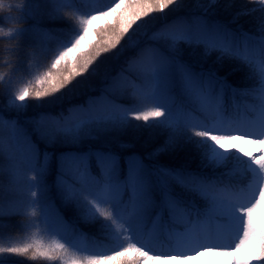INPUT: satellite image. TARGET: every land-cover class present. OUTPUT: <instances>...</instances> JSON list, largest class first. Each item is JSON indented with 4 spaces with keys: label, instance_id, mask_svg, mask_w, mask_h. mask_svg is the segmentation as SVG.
<instances>
[{
    "label": "snow or ice",
    "instance_id": "snow-or-ice-1",
    "mask_svg": "<svg viewBox=\"0 0 264 264\" xmlns=\"http://www.w3.org/2000/svg\"><path fill=\"white\" fill-rule=\"evenodd\" d=\"M258 4L232 18L234 23L259 11L255 32L220 19L215 11L220 0H196L195 12L149 34V18L181 8L183 0H108L98 8L81 0L44 5L25 0L19 27L7 38L18 49L30 50V56L50 59V66L26 83L0 81V264H102L120 257H125L120 264H181L203 252L230 256L228 264H264V0ZM38 14L71 28L54 33L35 22ZM112 17L114 22L94 29L97 21ZM125 49L135 51L119 72L97 64L101 56L118 58ZM186 49L199 50V59H186ZM212 55L216 66L207 63ZM225 59L248 69L254 85L235 88L220 74L218 65ZM97 75L105 81L102 95L70 103L60 114L50 111ZM124 76L132 77L131 88H119ZM241 93L255 100L243 120L238 110H229L228 101L229 94ZM118 95H129L131 103H120ZM99 101L106 104L101 113L95 111ZM5 105L14 115H6ZM33 107L38 111L29 116ZM74 113L86 115L73 120ZM5 127L11 130L7 146ZM141 129L154 130L163 142L147 153L134 151L129 141H121L119 150L91 147L109 135ZM232 140L251 147L229 148ZM40 143L89 147L57 154L42 152ZM165 154L183 156V163L170 166L161 160ZM237 171L243 176L240 185L226 179ZM68 208L73 218L65 215ZM16 218L19 225L11 223ZM84 225L95 227L113 247L82 231ZM17 226L21 235L5 238ZM163 238L174 239L175 245L153 248ZM85 239L91 245L81 248ZM80 252L86 255L77 258ZM130 252L135 259H127Z\"/></svg>",
    "mask_w": 264,
    "mask_h": 264
},
{
    "label": "trees",
    "instance_id": "trees-1",
    "mask_svg": "<svg viewBox=\"0 0 264 264\" xmlns=\"http://www.w3.org/2000/svg\"><path fill=\"white\" fill-rule=\"evenodd\" d=\"M106 1L108 0H96L95 3H92L89 5L88 0H81V3L84 4L86 7H92L95 8V6L104 3L106 4ZM25 0H13L14 4L22 5L24 4ZM52 0H38V3L40 5L44 4H50ZM206 2V0H205ZM231 3V7L225 8V5L228 3ZM196 3V0H183V6L179 9H176L175 6H173V9L166 10V13H155L153 14L152 18H149L151 20V23L149 24L146 31L150 34L152 31H154L156 28H158L162 23L165 22H171L179 15H184L190 12H195L196 9L194 7ZM253 7H259L258 0H220V5L215 9L217 16L220 19H223L226 22H229L232 24V27L234 29H237L239 31L243 32H255L257 31V24L260 16L262 15L259 11L253 12L249 15H240L234 23H232V18L236 16L238 12H241L243 9H250ZM20 9L15 8L13 11V14L9 17H7L8 24L6 26H11L13 28H17L16 21L19 18ZM115 18L112 19L110 22H114ZM37 24H43L46 26V28L51 29L52 32H61L62 29H70L71 26L67 24V22L64 21H54L50 19L47 16H44L42 14H38L36 17ZM110 22H107L105 25L99 27H105ZM5 20L4 18H0V24H4ZM62 28V29H61ZM98 28V29H99ZM145 30L142 29L139 33L141 44H144L147 42V37L144 35ZM95 36V32L93 34ZM44 46L46 47L48 44V39L45 38L43 41ZM5 45H13L14 47L6 48ZM123 45V42H122ZM116 51H120V49H117ZM134 49H125L122 54L118 58H114V53H107L100 57V59L97 61V64H101L102 67L108 68L111 70L112 73L119 72L128 61L129 57L134 54ZM200 52L199 50L193 52L192 49H186L185 50V58L189 60L196 61L199 59ZM5 56L9 57V66L4 65L3 63H0V71L5 70V68H8V75L5 77L6 80L11 78L14 83H19L23 81L26 83L30 79H34L36 75L47 71L48 67L50 66V59H45L44 57H35L30 56V50H20L16 47L14 42L10 40V38H0V61H3ZM216 60V56L212 55L207 63L208 65L216 66L214 65V62ZM19 61V63H18ZM147 62V60H146ZM256 62L259 63V54H256ZM27 65V66H26ZM199 67V65H197ZM220 74L227 77L228 81L235 86L237 89H246L250 87V84L248 81H251V77L248 74V69L244 68L243 65L238 63L234 60H227L225 59L222 63L218 65ZM81 81L85 80L84 77L78 78ZM132 83V77L131 76H124L120 78L119 81V88L125 89V88H131ZM105 90V81L102 79L101 76H93L89 77L87 79L86 83H82L77 86L76 91L72 94L71 98L64 103L55 105L50 109L54 114H60L66 111L68 105L70 103H83L89 96H100L104 93ZM114 95H117V93L113 92ZM241 97V100H240ZM118 99L120 103L123 104H129L131 103V97L129 95H118ZM229 101V107L232 106L235 108L236 104H240L241 102L245 105L251 103V101H254L253 97L246 94L241 93L239 97L234 96L232 94H229L228 96ZM106 104L104 101H99L97 103V108L95 111L97 113H101L105 110ZM5 108L6 105H5ZM8 110V109H7ZM38 109L31 108L29 110L28 115H34ZM13 115L12 113H10ZM86 114L84 113H74L72 116L73 120L84 118ZM133 123L138 125H143V121H133ZM8 129V128H7ZM4 143L7 146L8 141L6 137H3ZM164 137L163 136H157L155 134V131L152 129H141L139 131L137 130H129L124 135H109L105 137L102 141L96 142L91 145V147H110L113 150H119V145L121 141H129L131 144L134 145L133 150L140 152V153H147L152 151L154 148H156L160 143L163 142ZM39 143V141H38ZM87 147H89L88 144L81 145L79 149H74L73 146L65 145V144H56L52 146L45 145L43 143H40V149L41 151H47L52 153H61L66 151H72V150H80L83 151ZM162 162L170 165V166H180L183 163V156L176 157L171 155H163L161 157ZM193 167H195V163L193 164ZM232 165L229 164V168H231ZM205 174H210L207 172V170H204ZM55 178V167L53 166V170L50 173L49 176V183L52 184ZM226 179H230L234 184L240 185L243 182V176L240 172L234 173L233 176L228 177ZM53 195L55 193L53 192ZM55 198V196H54ZM57 204L63 208V205L60 204L58 198H57ZM64 213L68 218L72 217V209H64ZM14 225H19V219H13L11 221ZM82 231L88 233L90 236H95L100 240L101 243L104 244L105 247L112 248L113 245L108 242L104 241L100 236L95 227L84 225L82 226ZM20 236V229L17 226L14 229H10L9 231H6L4 233L5 238L9 234ZM91 245V242L87 239L83 240ZM129 258V257H128ZM127 258V259H128ZM123 261V260H121ZM118 264H120V262ZM43 261H36V262H29L24 261V264H42ZM168 264V263H167Z\"/></svg>",
    "mask_w": 264,
    "mask_h": 264
},
{
    "label": "clouds",
    "instance_id": "clouds-1",
    "mask_svg": "<svg viewBox=\"0 0 264 264\" xmlns=\"http://www.w3.org/2000/svg\"><path fill=\"white\" fill-rule=\"evenodd\" d=\"M21 5L14 4L13 0H0V18H4L5 23L0 24V38H7L9 37L15 28L11 26H6L8 24L7 17L13 14L15 8H19ZM19 27V26H17ZM6 48L14 47L13 45H5ZM6 66H9V57L5 56L3 61H0ZM8 75V68L5 70L0 71V81H3L5 77Z\"/></svg>",
    "mask_w": 264,
    "mask_h": 264
},
{
    "label": "rangeland",
    "instance_id": "rangeland-1",
    "mask_svg": "<svg viewBox=\"0 0 264 264\" xmlns=\"http://www.w3.org/2000/svg\"><path fill=\"white\" fill-rule=\"evenodd\" d=\"M110 19V18H109ZM102 20H100V21H97L96 22V24L94 25V27L98 24V23H100ZM240 118L243 120V118H244V116L241 114L240 115ZM150 120H152L151 118H150ZM4 131V135H5V130H3ZM7 134H8V137H10L11 136V130L9 129V130H7ZM4 137V136H3ZM232 143H233V146L234 145H236V146H238V147H244V146H246V142H242L241 140H232L231 142H229V145H228V147H230L231 145H232ZM45 239V242H50V240L47 238V237H45L44 238ZM202 254V253H201ZM203 254H204V252H203ZM205 254H209L208 256V263L209 262H212L213 260H216V263L217 264H228V261H230L231 259H232V257H230V256H224V255H219V254H217L216 252H205ZM73 255V251L72 250H70V252H69V256H72ZM75 255H76V257L77 258H81L82 257V255H81V253H75ZM194 261H196V263L197 264H207V261H205L204 260V262L201 260V258H196V256H193L192 258H190V259H185V260H183L182 262H181V264H194L193 262ZM201 262H203V263H201ZM58 264H59V262H57ZM102 264H110L109 262H106V261H103L102 262ZM174 264H176V262L174 261Z\"/></svg>",
    "mask_w": 264,
    "mask_h": 264
}]
</instances>
